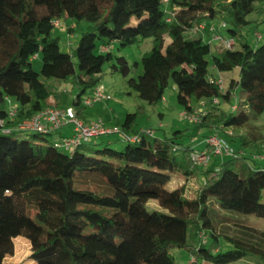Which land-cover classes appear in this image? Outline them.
Instances as JSON below:
<instances>
[{
  "label": "trees",
  "instance_id": "obj_1",
  "mask_svg": "<svg viewBox=\"0 0 264 264\" xmlns=\"http://www.w3.org/2000/svg\"><path fill=\"white\" fill-rule=\"evenodd\" d=\"M263 2L0 0V264L13 255L18 237L30 241L35 264H177L172 251L178 248L189 250L188 264H230L246 256L264 262V230L224 213L264 219V150L258 157L255 152L245 155L246 149L263 142L251 121L264 113V44L242 42L239 49L224 47L212 54L211 43L204 39L211 24L228 15L227 34L239 42L242 30L254 22L249 16L260 13ZM62 19L88 24L70 52L61 50L53 33L55 22L59 25ZM188 31L201 34L186 38ZM147 38L153 39V47L142 57V74L128 78V86L141 100L156 105L171 79L184 112H194L193 99L212 103L198 120H189L204 131L205 149L180 144L183 131L158 137L155 129L141 124L142 107L126 113L115 127L95 119L117 129L111 134H121L127 144L120 151L109 147V137L96 142L97 137L67 152L55 145L54 132L18 129L43 109L61 108L60 96L40 76L66 81L76 74L77 65L81 92L66 108L82 119L91 106L84 105L81 95L101 84L97 77L106 64L111 63L113 73L130 74L128 61L112 52L114 45L126 48ZM39 55L41 73L32 65ZM234 69L238 78L225 87L221 73ZM237 86L250 113H234L237 102L231 110L214 105L231 103ZM7 99L17 106L14 116ZM211 135L236 142V149L230 145L235 155H210L208 166H200L191 155L205 151ZM99 142L108 145L97 150ZM173 175L187 182L199 179L195 196H188L186 183L167 188ZM150 200L165 211H149ZM230 228L240 234H229ZM202 234L206 244H201ZM189 235L198 241L193 248ZM224 243L228 250L221 249Z\"/></svg>",
  "mask_w": 264,
  "mask_h": 264
},
{
  "label": "rangeland",
  "instance_id": "obj_2",
  "mask_svg": "<svg viewBox=\"0 0 264 264\" xmlns=\"http://www.w3.org/2000/svg\"><path fill=\"white\" fill-rule=\"evenodd\" d=\"M260 13H253L249 16V19L254 21L252 24L246 26L242 30L241 36H238L236 43H233L227 34V28L230 27V18L228 15L220 17L215 20L212 24V29L209 36H205V40L211 43L212 54H215L217 51L224 47H230L239 49L242 42L248 43L252 47H257L264 44V2L259 4ZM134 20L132 21V23ZM226 23L227 26L223 27L222 24ZM88 24L85 21H82L77 24V22L70 19H62L59 25H56L54 28V35L60 38V47L64 52H70L77 45L78 40L81 35L87 29ZM69 28H73V31H68ZM197 33L201 32H186L184 36L186 38H194L197 36ZM169 41V39H167ZM230 44V46H228ZM153 47V39L147 38L142 40L130 47L119 48L114 45L112 52L116 56H123L129 63L130 74L128 77H124L119 73H113L111 70V63L106 64L103 68V73L99 78V83L103 84L107 89L108 93L111 95V100L104 102H99L94 106L86 107L84 112L87 114L93 113V116L101 118L103 121L109 119L106 124L115 127L117 124H121L126 113L135 112L138 109L142 110L144 118L142 119L143 126L150 127L156 130V135L160 138L172 137L174 132L183 131V136L178 139L180 144L184 146L193 145L191 142L192 139L199 142L202 141L200 145H196V149L203 150L205 149L206 144L204 143V138L202 134L203 130L198 131L196 126L191 123L187 118H184L181 114L184 112V107L178 102L177 99V89L173 81L170 79L169 85L165 90L164 98L157 103L156 105H149L138 96V93L130 88L127 84L128 78H136L142 74L143 66L141 64L142 57L149 53ZM74 62L77 64V60L74 58ZM139 64L136 66L135 63ZM210 63L211 57H210ZM33 69L41 73L42 61L41 56L34 58L32 60ZM79 69L76 65V74L73 75L66 81L58 79H47L43 76H40V79L51 88L55 94L60 96L59 107L66 108L73 105V100L81 92V87L78 82ZM221 76L224 80V86L227 87L231 78H238V69H234L229 72L221 73ZM91 94L90 89L81 95L84 100ZM237 102L239 108L234 110V113H238L241 109H244L246 112L250 113L251 110L248 107L243 106L244 94L241 90V87L237 86L232 93L231 103L229 104H214L220 106L224 110H231V106ZM192 105L194 107V113L201 117L205 114L212 106V103L208 101H197L192 100ZM9 104L5 103L4 108L8 109ZM114 110L113 112L111 110ZM113 115V117L111 116ZM112 123V124H111ZM252 125L258 127L260 138L259 141H263L261 144L257 143L254 147L248 148L245 150L246 157H249L251 154L255 156L259 155L260 152L264 150V113H262L257 119L251 121ZM221 135V134H220ZM250 136H254L253 134ZM112 139V143L109 144V147L115 150H122L126 146V142L123 140L121 134H111L100 136V140H106V138ZM229 141V137H225ZM231 146L235 149L237 148L236 142H229ZM106 142H99L95 148L97 150L105 147ZM108 145V144H107ZM206 150L211 155L213 154V148L207 145ZM258 157V156H257ZM211 158V157H210ZM213 159V158H212ZM213 161V160H212ZM199 179H194L189 182L185 181L183 178L176 175L172 176V179L167 185V188L174 189L180 186L183 183H186V189L188 196H195V190L197 189ZM149 211H165L162 209L155 200H150L147 205ZM225 214L231 215L236 222L241 224H246L247 226L254 227L256 229L264 230V219L257 217L253 214H240L233 211L224 210ZM231 235H239L236 230L230 228L228 231ZM201 244L207 243V236L201 235ZM198 244V241L193 238L191 235L188 237V246L190 248L195 247ZM14 253L11 256H8L3 264H35L30 258L31 254V245L30 241L25 237H18L14 239ZM230 245L224 243L222 245V250H228ZM218 252V250H215ZM172 255L176 259L177 264H188L191 261V255L189 250L185 248H178L172 251ZM196 262L195 259H193ZM201 264H213L211 262L202 261ZM230 264H264L262 260L255 256H246L240 260H237Z\"/></svg>",
  "mask_w": 264,
  "mask_h": 264
},
{
  "label": "built area",
  "instance_id": "obj_3",
  "mask_svg": "<svg viewBox=\"0 0 264 264\" xmlns=\"http://www.w3.org/2000/svg\"><path fill=\"white\" fill-rule=\"evenodd\" d=\"M57 24L58 22H55V25ZM199 27L200 29L204 28L202 25H200ZM228 46H230V44ZM231 47L232 46L227 48H231ZM219 82L222 87L223 86L222 80L220 79ZM109 99L110 96L107 94L105 86L103 84H99L93 89L90 96H88L84 100V105L93 106L96 103ZM7 101L8 103L11 104L10 115L14 116L17 110L16 108L17 106L11 103V100L9 99H7ZM214 102L216 103L217 100H215ZM181 115L190 121H196L200 118L194 112L192 113L183 112ZM2 123L3 122L0 119V125H2ZM68 124H71L73 126L72 135L61 137L55 141V145L57 147L67 152L74 151L82 143H86L92 139H95L102 135L117 132V129L107 127L101 119H97L90 122L84 121L83 119L79 118L76 115L75 110L71 107L66 109H61V108L43 109L42 111L34 115L32 118L23 121L19 125L18 129L24 131L41 132V133H53ZM128 139L133 141L136 139V136ZM206 143L207 145L213 148L214 155H221V156L235 155L234 150L232 149L230 144L225 139L219 137L218 135H211L207 137ZM210 155L211 154L208 152V150H205L203 152H193L191 157L194 162H196L200 166L206 167L208 166V163L211 159Z\"/></svg>",
  "mask_w": 264,
  "mask_h": 264
},
{
  "label": "crops",
  "instance_id": "obj_4",
  "mask_svg": "<svg viewBox=\"0 0 264 264\" xmlns=\"http://www.w3.org/2000/svg\"><path fill=\"white\" fill-rule=\"evenodd\" d=\"M212 25L213 24H211V28H212ZM52 101L53 100L50 99V102H52ZM111 111L113 112L114 110L112 109ZM83 116L84 117L82 119L84 121H86V122H89V121H92V120H95L96 118H98L96 116H93V113L87 114V112H84V115ZM111 116L113 117V115H111ZM107 121H109V119H106V122ZM72 133H73V126L71 124H68V125L63 126L58 131L54 132V134L52 136L53 137L52 139L53 140H57V139H59L61 137H64V136H71ZM98 141H100V139H97L96 142H98ZM193 143H194V145H200L202 143V141L197 142V141H195L193 139Z\"/></svg>",
  "mask_w": 264,
  "mask_h": 264
}]
</instances>
